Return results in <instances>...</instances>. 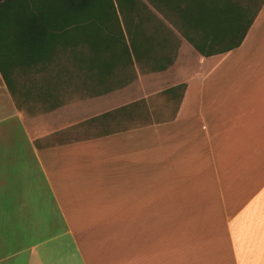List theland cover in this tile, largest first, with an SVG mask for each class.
<instances>
[{
	"label": "crops",
	"instance_id": "crops-1",
	"mask_svg": "<svg viewBox=\"0 0 264 264\" xmlns=\"http://www.w3.org/2000/svg\"><path fill=\"white\" fill-rule=\"evenodd\" d=\"M141 1L124 39L0 41V264H264V3L203 56Z\"/></svg>",
	"mask_w": 264,
	"mask_h": 264
},
{
	"label": "trees",
	"instance_id": "trees-1",
	"mask_svg": "<svg viewBox=\"0 0 264 264\" xmlns=\"http://www.w3.org/2000/svg\"><path fill=\"white\" fill-rule=\"evenodd\" d=\"M154 8H164L180 33L203 56L229 51L239 46L259 8L241 5L238 0H147ZM139 11L148 23L156 19L141 0H0V41L40 38L43 31H75L95 25L116 26V40L124 39L121 24H138ZM159 23V22H158ZM16 28L14 35L6 29ZM27 31L33 34L28 37ZM132 42L154 41L155 32L126 31ZM14 37H13V36ZM167 39V38H166ZM132 50H136L132 43Z\"/></svg>",
	"mask_w": 264,
	"mask_h": 264
},
{
	"label": "rangeland",
	"instance_id": "rangeland-1",
	"mask_svg": "<svg viewBox=\"0 0 264 264\" xmlns=\"http://www.w3.org/2000/svg\"><path fill=\"white\" fill-rule=\"evenodd\" d=\"M260 0H238V2L241 4V5H250L252 7H256L258 5ZM21 98H19L20 100ZM23 101L20 102L21 106H23ZM23 107H26V106H23ZM148 114V113H147ZM155 116L156 117V113L155 112H152V113H149L148 117L146 116H143L142 117V120H149L150 119V116ZM154 117V118H155ZM89 128V127H88ZM86 128V127H79V131L80 132H84V134H97V133H100L102 132L103 130H108V129H103V128H97V129H91V128ZM75 134V133H74ZM33 178V182L36 184V187H44L43 183H42V177L40 176L39 172L37 170H34L32 171V177Z\"/></svg>",
	"mask_w": 264,
	"mask_h": 264
}]
</instances>
